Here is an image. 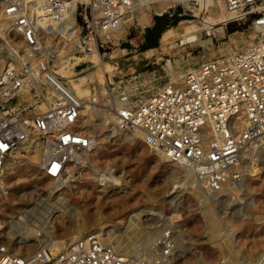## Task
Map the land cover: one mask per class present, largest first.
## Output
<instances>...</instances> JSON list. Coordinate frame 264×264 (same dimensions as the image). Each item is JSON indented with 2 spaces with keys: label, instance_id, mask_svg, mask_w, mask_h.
<instances>
[{
  "label": "built area",
  "instance_id": "2783aa9c",
  "mask_svg": "<svg viewBox=\"0 0 264 264\" xmlns=\"http://www.w3.org/2000/svg\"><path fill=\"white\" fill-rule=\"evenodd\" d=\"M135 1L0 0V43L7 55L0 71L1 183L8 159L20 146L38 150L40 173L57 183L71 163L89 160L86 153L96 147L97 140L79 115L75 91H65L53 80V76L63 79L48 66L55 46L43 36L60 35L58 28L71 11L79 42L82 37L98 49ZM193 1L198 5V0H172L169 8ZM214 1L228 14L220 24H251L250 44L200 62L143 100L120 91L117 100L110 101L106 98L107 90L113 95L109 83L104 94L105 115L119 132L131 136L140 132L136 137L159 151L167 163L190 169L207 196L236 190L243 182L245 163L257 160L258 153L264 156V0ZM213 27L204 28L205 33L210 35ZM4 31L14 40L20 36L23 46L5 38ZM41 103H45L43 110L37 108ZM30 108L34 110L28 113ZM111 169L100 176L111 174ZM181 187L182 183H175L171 190ZM175 226L170 217L151 237L146 255L124 254L103 243L95 232L72 239L57 251L38 247L21 254L10 250L0 234V264H170L177 249ZM255 264H264V250Z\"/></svg>",
  "mask_w": 264,
  "mask_h": 264
},
{
  "label": "rangeland",
  "instance_id": "374dc122",
  "mask_svg": "<svg viewBox=\"0 0 264 264\" xmlns=\"http://www.w3.org/2000/svg\"><path fill=\"white\" fill-rule=\"evenodd\" d=\"M191 22L199 26L196 34L200 41L210 39L207 44H181L191 33ZM204 22L214 26L210 35L204 31ZM220 23L201 12L194 1L176 4L160 15L152 12L143 28L138 22L126 25L127 32L117 43L100 42L97 59L93 56L95 43H86L81 37L63 75L83 79L92 91L103 84L106 93L109 83L113 95L110 97L107 90L106 98L110 101H116L120 91L140 101L172 79L169 64L179 71V77L185 70L231 48L242 49L246 43L240 38L253 39L254 31L248 22ZM167 26L175 29V34L164 41L167 29L163 28ZM47 38L46 42L55 41L56 45L55 38ZM233 39L238 40V48L231 43ZM78 57L87 67L75 72L71 62L78 61ZM131 59L135 61L129 63ZM106 63L110 64L109 70ZM88 75L90 78H86ZM107 99L99 96L91 115L84 117L89 120L88 132L97 140L96 147L86 153L89 160L71 163L61 182L40 173L33 158L36 149L20 146L12 153L8 162L13 166L7 167L0 182V234L9 249L30 254L38 247L56 244L57 251L64 243L95 232L103 243L114 247L123 241L119 250L124 254L146 255L151 237L171 217L176 221L177 249L170 264H255L264 250V157L245 163L244 179L236 190L207 196L198 181H192L191 186L187 168L167 163L159 151L143 144L136 137L141 136L140 132L131 136L112 126L110 117L105 115ZM109 168L111 174L100 176ZM175 183H182V187L171 190ZM210 219L214 223L211 230ZM17 221L21 223L13 227L14 234L8 237L7 232L12 229L8 226ZM41 227V242L36 238L24 245L19 243L27 229L33 235L32 231H40ZM29 245L32 247L26 250L24 246Z\"/></svg>",
  "mask_w": 264,
  "mask_h": 264
},
{
  "label": "bare ground",
  "instance_id": "6f19581e",
  "mask_svg": "<svg viewBox=\"0 0 264 264\" xmlns=\"http://www.w3.org/2000/svg\"><path fill=\"white\" fill-rule=\"evenodd\" d=\"M171 4H172V0H167V1H160V0H136L135 3H134L133 8H131L130 11L127 13V15H126L125 19L123 20V22L121 23V25L116 30L109 32L108 35H107V38H102V39L105 42L117 43L119 37L127 32V31L125 32V30H124L126 25H131L132 23L138 22V25H140L143 28L150 21L151 16H152V12L155 13V14L160 15ZM198 4L200 6V11L204 12V14L210 15L213 21H219V22L223 23L224 21H226L228 19V14L223 10L222 6L219 3H217L216 1H214V0H198ZM3 26H5V28H7L9 26V22H7V21L3 22ZM203 26L205 28H209V27H213V24L208 23V22H204ZM188 27L190 28L191 33H190V35L188 34L183 39L181 44H185L186 42H192V41H199L201 44H207L210 41V39L205 40V41H200L199 34H196L197 33L196 30H197V28H199V26H196L194 24V22H191L188 25ZM41 31L44 33L43 30H41ZM58 31H59L60 35L49 36V35L44 33V36H43V40L45 42H46V39L48 40L47 37H51L52 38V39L49 38L50 41L51 40L53 41V40L56 39V45H55V41L52 42L54 44L55 48H54L53 51H51L49 53V59L50 60H49L48 66L50 68L55 69L57 71V73H59L61 75L60 77L63 80H59V79H57L56 77L53 76V80L61 88H63L65 91H71L72 89L75 91L77 97L80 99L79 115L82 118L83 122L85 123V126H88L87 123H89V120H87V119L84 120V117L87 114L89 116L91 115L90 111L94 110L93 106L98 101V97L104 95V93H105L104 87L102 86L103 85L102 84V85H99V88L96 91H92L89 87H87L83 83V79L74 80V79H70V78L66 77L65 75H63V72L65 70L64 67L67 64L69 57H71L73 52L77 50L78 44H79L78 29H77V25L75 24L74 15H73V13L71 11L67 15L66 20L62 24V27L58 28ZM174 34H175V29L168 28L163 33V37L162 38H163L164 41H166V40H168L170 38H173ZM3 35H4L5 38L9 39L15 45L23 46V41H22V38L20 36H18L14 40V38H10L9 37V35L7 34V31H4ZM252 37H254L253 33H252ZM239 41L242 42V43H246V45L250 44L252 42V40L246 39L244 37L240 38ZM46 43H48V41ZM231 43H233V45L236 48H238V40L233 39L231 41ZM173 46H174V44L172 43L171 47H173ZM3 49H4V47L0 43V65L2 67L7 62V60H6V56L7 55L4 54V50ZM234 51H235V49L231 48V49L228 50L227 53L234 52ZM122 52H123V50H122ZM56 54H57V56H56ZM93 56L96 59L98 58L99 54L97 52V49L95 51H93ZM52 62H54V64L50 65V63H52ZM105 66H107L108 70L110 69V64L106 63ZM71 68H72V66H71ZM169 69H170L171 77L173 79L174 78H178V76L176 74H179V71L175 70L170 64H169ZM86 78H90L89 75ZM47 95H48V98L51 97V91H50L49 88L47 89ZM115 99L117 100V95L115 96ZM42 104H44V103H41L38 107H40ZM40 109L41 110L45 109V105L43 107H41ZM108 119H111V117L108 118ZM111 121H112V119H111ZM89 125H91V124H89ZM112 126H114V125H112ZM86 129H87V127H86ZM22 149H24V148H22ZM76 154H77V157H80L79 156L80 155L79 152H77ZM39 156H40L39 155V151L36 150L33 158H35L38 161L39 160ZM262 156H263L262 154L258 153V157L259 158H261ZM12 158L13 157L9 158L8 161H10ZM8 161H7V164L11 168L13 166V164L8 162ZM188 170L190 171V175H189L190 177L188 176L189 177L188 180H190V178H191V183L190 184L192 186V181L194 183L197 180L195 179L192 171L190 169H188ZM226 192L227 191L219 192V193H216L215 195H224ZM141 212H144V211H141ZM138 216H140V214H138ZM22 220H24V217L21 219V222H22ZM21 222H18V221L17 222H12L10 224V226H8V228H10V229L12 228L11 230L9 229L10 231L8 230L9 232H7L8 237L11 236V234L12 235L14 234L13 230L15 229V226L16 225L19 226V224ZM213 224L214 223H212V219H210V224L208 225V229L209 230L212 229ZM13 227H14V229H13ZM42 231H44V229L42 227H41L40 231L35 229V230L32 231L33 235H31L30 230L27 229V231L25 233H22L23 235H22V238H21L19 243L21 245H24L26 243L31 242L32 241L31 239H35L36 240V238H38V241L41 242L42 241L41 238L44 237V235L42 234ZM123 246H124L123 241H118L117 245L115 246L116 248L115 247L114 248L119 250ZM24 247L26 248V250H28L29 248L32 247V245L24 246ZM49 247L57 248L56 244H53V246H49ZM122 251L126 252L125 249H123ZM15 253H17V252H15ZM253 264H254V262H253Z\"/></svg>",
  "mask_w": 264,
  "mask_h": 264
},
{
  "label": "crops",
  "instance_id": "0c3cea01",
  "mask_svg": "<svg viewBox=\"0 0 264 264\" xmlns=\"http://www.w3.org/2000/svg\"><path fill=\"white\" fill-rule=\"evenodd\" d=\"M81 57H78V61H72L71 62V66H72V70L75 72H80L83 69H85V67H87V63L84 61H80Z\"/></svg>",
  "mask_w": 264,
  "mask_h": 264
},
{
  "label": "trees",
  "instance_id": "16d2710c",
  "mask_svg": "<svg viewBox=\"0 0 264 264\" xmlns=\"http://www.w3.org/2000/svg\"><path fill=\"white\" fill-rule=\"evenodd\" d=\"M174 21L177 22L178 20L175 19ZM168 27H169V26L164 27L163 30L165 31L166 29H168ZM150 34H151V31H149V35H150ZM146 49H147V48H145V49H143V50H146Z\"/></svg>",
  "mask_w": 264,
  "mask_h": 264
},
{
  "label": "water",
  "instance_id": "95a60500",
  "mask_svg": "<svg viewBox=\"0 0 264 264\" xmlns=\"http://www.w3.org/2000/svg\"><path fill=\"white\" fill-rule=\"evenodd\" d=\"M129 47V46H128ZM135 60L134 59H131V60H129V63H132V62H134Z\"/></svg>",
  "mask_w": 264,
  "mask_h": 264
}]
</instances>
